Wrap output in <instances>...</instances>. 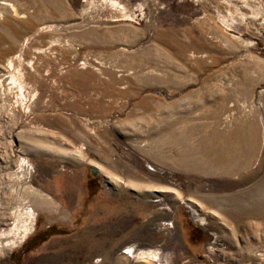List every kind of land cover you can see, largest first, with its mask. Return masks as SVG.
<instances>
[{"label":"rangeland","instance_id":"rangeland-1","mask_svg":"<svg viewBox=\"0 0 264 264\" xmlns=\"http://www.w3.org/2000/svg\"><path fill=\"white\" fill-rule=\"evenodd\" d=\"M0 264H264V0H0Z\"/></svg>","mask_w":264,"mask_h":264},{"label":"bare ground","instance_id":"bare-ground-1","mask_svg":"<svg viewBox=\"0 0 264 264\" xmlns=\"http://www.w3.org/2000/svg\"><path fill=\"white\" fill-rule=\"evenodd\" d=\"M197 145H196L197 146L196 150L194 149L195 150L194 154L196 155V156L194 155L195 157H191L188 154L184 153L183 151L181 152V151L176 150V149H171V150L169 149L168 152H170L169 153L170 156L172 158H175V160L177 159V162L180 163V164L189 165V166L190 165L191 166H196V167H199V168H202V169L207 168L209 170H214L216 172L217 171H220V172L229 171V172L233 173L235 171H239L245 165L244 161L243 162H241V161L238 162V160H240V159L237 160L236 158H229V157H228L229 158L228 159L226 156L219 155V152L216 151V147H213L211 145V141H208V140L207 141H203V142L201 141V143L199 141ZM147 151H148V149H147ZM168 152L166 151L165 153H168ZM153 155H154V153H153ZM165 156H166V154H165ZM174 162H176V161H174ZM218 203L216 201V203H215L216 207L220 205ZM220 207L221 208L223 207L224 209L227 208L226 205H220ZM125 253L126 254L130 253L131 256L133 255L132 250L130 248H128V250H126ZM147 256H150V259H153V260L157 259L156 256L155 255H151V253H148Z\"/></svg>","mask_w":264,"mask_h":264},{"label":"trees","instance_id":"trees-1","mask_svg":"<svg viewBox=\"0 0 264 264\" xmlns=\"http://www.w3.org/2000/svg\"><path fill=\"white\" fill-rule=\"evenodd\" d=\"M50 230H44V232H39L33 235L28 242L23 245V250L21 251L22 254H26L30 252L33 248L37 247L39 244L44 242L45 236H50Z\"/></svg>","mask_w":264,"mask_h":264},{"label":"flooded vegetation","instance_id":"flooded-vegetation-1","mask_svg":"<svg viewBox=\"0 0 264 264\" xmlns=\"http://www.w3.org/2000/svg\"><path fill=\"white\" fill-rule=\"evenodd\" d=\"M91 173L93 174V172L91 171ZM92 177H94V175H92Z\"/></svg>","mask_w":264,"mask_h":264},{"label":"crops","instance_id":"crops-1","mask_svg":"<svg viewBox=\"0 0 264 264\" xmlns=\"http://www.w3.org/2000/svg\"><path fill=\"white\" fill-rule=\"evenodd\" d=\"M245 163H246V161H245Z\"/></svg>","mask_w":264,"mask_h":264}]
</instances>
